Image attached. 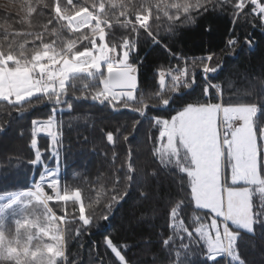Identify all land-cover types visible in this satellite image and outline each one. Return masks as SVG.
<instances>
[{
	"label": "snow or ice",
	"instance_id": "6c2138e0",
	"mask_svg": "<svg viewBox=\"0 0 264 264\" xmlns=\"http://www.w3.org/2000/svg\"><path fill=\"white\" fill-rule=\"evenodd\" d=\"M217 9L232 17L231 33L240 21L253 26L259 21L264 31V0H22L17 8L22 15L0 13V101L21 113L44 103L52 105L53 113L61 105L71 111L69 96L91 99L114 113L128 110L136 114L130 125L115 132L102 130V136L110 145L118 140L131 145L153 109H170L184 98L182 89L196 83L195 73L190 74L187 66L160 67L159 89L144 92L139 79L144 60L131 53L138 51L143 39L153 47H163L177 61L185 59L160 34L162 17L170 22L167 31L171 40L179 26L195 23L193 13L204 15ZM114 29L121 30L119 39L106 41L110 33L115 35ZM17 37H22L23 43H18ZM244 39L253 45L248 36ZM84 41L87 44L78 47ZM29 42L31 46L26 48ZM238 44L239 38L229 35L222 51L232 55ZM213 60L212 53L200 60L205 98L211 88L220 87L209 82L208 74L218 73L222 67L218 61L210 63ZM84 76L93 83L85 82L78 89L77 82ZM247 94L250 98L235 106H224L218 97L215 103L185 100L174 115L169 111L167 118L157 111L151 121L161 147L143 160L138 156L133 159V153L128 152L126 166L121 162L115 168L113 194L102 219L108 220L113 205H120L128 196L133 176L142 178L141 198L149 200L154 197L147 190L148 181L174 175L177 190L161 198L162 208L154 209L171 230L161 232L162 247L171 253L177 246L186 257L201 256L203 264H246L239 248L244 236L254 241L259 229L264 237V75L249 81ZM54 119L52 115L46 120H32L30 147L35 151L28 162L33 166L43 164L38 134L50 137L53 146L58 143ZM116 158L113 150V160ZM48 176L46 180L42 171L39 181H33L26 190L0 193V264H70L66 252L70 237L55 222L78 220L76 236L81 235V228L92 225L93 215L87 211L92 207L91 199L86 207L81 190L62 191L56 173L49 172ZM45 184L51 194L45 191ZM52 201L61 205L71 201L72 211L65 208V216L58 217L49 207ZM189 205L204 210L210 223L199 214L187 221L182 218L186 209L192 211ZM37 208H42L40 214ZM103 243L118 264H131L110 237ZM96 264H105L104 258L98 255Z\"/></svg>",
	"mask_w": 264,
	"mask_h": 264
},
{
	"label": "trees",
	"instance_id": "16d2710c",
	"mask_svg": "<svg viewBox=\"0 0 264 264\" xmlns=\"http://www.w3.org/2000/svg\"><path fill=\"white\" fill-rule=\"evenodd\" d=\"M21 2L22 0H17L13 4L11 0H0V13L22 15L17 11ZM193 15L196 17L195 23L179 26L171 40L168 39L167 31V24L170 22L163 17L160 21V34L170 43L175 53L185 59L177 61L163 47H153L143 39L138 43V51L131 53L132 57L139 56L144 60L140 67L143 76L140 87L144 92L159 89L157 73L160 67L174 69L178 64L181 67L187 66L189 73H195L196 77V83L192 87L182 89L184 98L170 105V109H153L149 113L148 120L143 121L141 135L131 145H125L121 140L115 145H110L102 136V130L115 132L117 128L130 125L131 118L136 114L128 110L114 113L110 108L105 109L91 99H76L69 96L68 99L73 105L71 111L67 109V105H61L53 113L52 105L44 103L21 113L6 101H0V128L5 129L4 132H0V193L5 190H26L33 181H38L43 169L48 167L55 170L62 191L65 188L70 192L81 190L86 207L89 198L91 199L92 207L87 211L93 215V223L88 229L81 228V235H75V229L80 225L78 220L66 217L70 220L69 223L55 222L58 226L61 223L65 235L70 237L66 245L70 264H96L98 255L104 258L105 264H118L114 254L104 246L105 237L113 240L131 264H181L185 260L203 264L201 256L186 257L184 250L177 246H173V251L169 253L161 245V232L170 233L171 230L166 227L161 213L154 212V209L162 208L161 198L170 191L177 190L176 183H173L176 180L174 175L162 176L160 181L149 180L147 190L154 197L149 200L141 198L142 178L133 176L134 183L129 189L128 196L120 205H113L108 220L102 219V215L108 211L107 201L113 194L115 168H119L121 162L126 166L125 157L128 152L133 153V159L138 156L143 160L150 158L149 154L161 147L155 139L158 132L151 121V117L157 111L167 118L169 111L174 115L175 110L185 100L187 102L197 99L218 100L219 94L223 96L221 100L223 104L232 103L226 100L224 95L248 96L249 99L250 96L247 94L249 81L264 75V31H261L259 21L255 22V26L240 21L235 26V32L231 33L229 29L233 27L232 17L227 11L217 9L204 15L196 13ZM209 26L212 31L206 32L205 29ZM60 31L65 37L68 35L66 30ZM112 31L115 35L110 33L106 41L119 39L121 30ZM229 35L239 38V44L232 55L222 51ZM245 36L253 42L251 47L245 43ZM45 39L50 40L53 37L46 36ZM17 42L23 43V38L17 37ZM85 44L87 41L78 47L82 48ZM30 46L29 42L26 48ZM209 53L214 55V60L210 63L215 64L218 61L222 67L218 73L208 74L209 82L220 87L211 88L210 96L205 98L203 94L205 81L200 60ZM85 82L93 83L90 78L84 76L83 80L77 82L76 87L82 89ZM166 83L170 86V77L166 78ZM52 115L55 116L53 131L57 134L58 143L53 146L50 137L38 134L43 164L33 166L28 162L34 158L35 151L30 147L32 120H46ZM113 150L117 157L115 160ZM120 176L123 181V172ZM137 185L141 187L138 188ZM49 207L58 217H64V209L71 212L73 205L71 201L67 205L52 201L49 202ZM188 208L192 211L186 209L181 213L186 221L189 216L199 214L204 217L205 223H210V218L204 210L195 209L194 205H189ZM36 212L40 214L42 208H37ZM76 214L78 215V212ZM161 225L165 226L162 228ZM239 248L246 264H264V237L259 229L254 241L244 236V242L239 244Z\"/></svg>",
	"mask_w": 264,
	"mask_h": 264
},
{
	"label": "rangeland",
	"instance_id": "374dc122",
	"mask_svg": "<svg viewBox=\"0 0 264 264\" xmlns=\"http://www.w3.org/2000/svg\"><path fill=\"white\" fill-rule=\"evenodd\" d=\"M109 30H106V32H108ZM114 32V31H113ZM142 84V83H141ZM140 84V85H141ZM147 92H150V91H147ZM221 96V97H220ZM225 96V99L228 100V101H232V103H228V104H224V106H235L236 104L238 103H242L243 101L247 100L248 99V96H236V95H224ZM222 95L219 94V102H221L222 100ZM211 102L215 103V102H218L217 98L214 100H212ZM222 103V102H221ZM184 104V103H183ZM182 105H179L178 107H182ZM48 173L49 172H46V180L49 179L50 177L48 176ZM46 185V184H45ZM46 191V190H45ZM60 227H62V224L60 223L59 225Z\"/></svg>",
	"mask_w": 264,
	"mask_h": 264
},
{
	"label": "crops",
	"instance_id": "0c3cea01",
	"mask_svg": "<svg viewBox=\"0 0 264 264\" xmlns=\"http://www.w3.org/2000/svg\"><path fill=\"white\" fill-rule=\"evenodd\" d=\"M139 79H140V82L142 83V81H143V76H142V73H141V71H140V77H139ZM40 134H43V135H45L44 133H40Z\"/></svg>",
	"mask_w": 264,
	"mask_h": 264
},
{
	"label": "bare ground",
	"instance_id": "6f19581e",
	"mask_svg": "<svg viewBox=\"0 0 264 264\" xmlns=\"http://www.w3.org/2000/svg\"><path fill=\"white\" fill-rule=\"evenodd\" d=\"M44 187H45L46 192H48L49 194H51V192H49V191H51V189H48L46 185Z\"/></svg>",
	"mask_w": 264,
	"mask_h": 264
},
{
	"label": "built area",
	"instance_id": "2783aa9c",
	"mask_svg": "<svg viewBox=\"0 0 264 264\" xmlns=\"http://www.w3.org/2000/svg\"><path fill=\"white\" fill-rule=\"evenodd\" d=\"M49 192H51V191H49Z\"/></svg>",
	"mask_w": 264,
	"mask_h": 264
}]
</instances>
